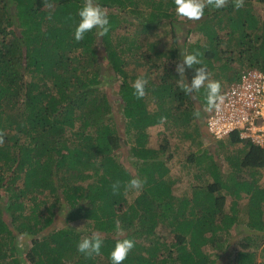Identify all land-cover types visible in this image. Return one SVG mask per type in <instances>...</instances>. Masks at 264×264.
I'll return each instance as SVG.
<instances>
[{
  "label": "trees",
  "instance_id": "16d2710c",
  "mask_svg": "<svg viewBox=\"0 0 264 264\" xmlns=\"http://www.w3.org/2000/svg\"><path fill=\"white\" fill-rule=\"evenodd\" d=\"M253 1L240 10L206 9L192 22L177 17L174 0H98L110 31L100 38L93 30L76 42L84 0H0V264H111L110 253L124 238L136 243L123 264H216L230 245L242 193L251 233L233 241L232 263L264 264V188L239 178L264 169V149L234 132L220 139L230 147L240 143L225 157L236 169L227 176L205 148L200 156L188 153L178 166L186 173L196 167L189 174L197 184L190 195L177 196L165 138L169 129L198 147L202 118L193 113L207 115L197 93L186 95L172 73L181 50L202 53L213 80L233 63L234 81L248 68L264 71V17ZM174 22L186 26L181 38L166 51L147 46L152 30L162 23L173 30ZM132 24L138 31L119 33ZM191 33L196 38L187 43ZM110 70L120 80L112 92ZM192 75L187 70L189 82ZM140 76L148 85L137 99L132 85ZM115 110L121 123L111 119ZM155 125H163L158 148L148 146ZM118 150L130 153L131 165ZM133 177L147 182L142 191L125 193ZM116 180L122 186L113 195ZM75 220H84L83 230L70 225ZM93 232L102 236L101 255L86 258L77 244ZM19 240L28 242L26 249Z\"/></svg>",
  "mask_w": 264,
  "mask_h": 264
},
{
  "label": "clouds",
  "instance_id": "9594fccd",
  "mask_svg": "<svg viewBox=\"0 0 264 264\" xmlns=\"http://www.w3.org/2000/svg\"><path fill=\"white\" fill-rule=\"evenodd\" d=\"M174 4L176 6L175 13L178 18L197 22L204 18L206 9L219 10L231 4L235 10H240L244 7L245 0H174ZM48 6L50 7L51 5ZM78 16L80 19L74 30V39L76 42L83 41L86 34L93 30H96L97 36L100 38L107 35L110 31L109 14L104 7L98 3V0H84L83 6L78 11ZM49 19H51V17H49ZM201 56L202 53L198 50L192 53H187L185 50L180 51L181 59L175 67V71L180 77L178 86L186 95H193L199 93L201 89H204L206 93V111L220 112L225 102V96L222 94L221 82L211 79V73L207 70V67L204 66L203 60L200 58ZM198 65L199 67H194ZM189 69L193 71L190 82L186 78V72ZM147 85L148 80L146 78L143 76L137 77L132 85L134 89L133 95L137 99H142L146 95ZM193 116L195 119H201L203 114L201 111L197 110L193 113ZM160 120L161 123H163L167 120V117L162 116ZM3 137L4 134L0 132V145L4 143ZM226 137L227 136L222 137V139ZM146 182V178L141 179L139 177H133L123 185L124 191L125 193L129 191L140 192L143 190ZM121 186V181L116 180L113 182L111 185L113 195L120 194ZM115 228L118 232L122 231L121 222L118 219L115 221ZM135 243L133 239H118L110 253L111 264H123L129 254L134 250ZM102 247L103 239L101 234L93 232L83 237L78 242L77 251L86 258H93L101 255Z\"/></svg>",
  "mask_w": 264,
  "mask_h": 264
},
{
  "label": "rangeland",
  "instance_id": "374dc122",
  "mask_svg": "<svg viewBox=\"0 0 264 264\" xmlns=\"http://www.w3.org/2000/svg\"><path fill=\"white\" fill-rule=\"evenodd\" d=\"M254 4V10L255 13L259 16V17H264V4H261L259 2H256L255 0L253 1ZM115 11V10H113ZM160 22V21H157ZM155 22V23H157ZM167 23H162V25L160 27H158L157 29L152 30L153 33L148 34V38H147V46H150L151 43H153L151 45L152 48L160 50V51H166L168 46L172 43L173 38L175 39H179L182 37L183 35V30L185 31V28H182V24H178L177 22H174V28L173 30L171 29L170 25H165ZM184 26V25H183ZM194 26V25H193ZM189 27V25H188ZM140 29V27H139ZM180 29V30H179ZM138 31L136 29V25L132 24L131 26H128L126 29H119V33L122 32H126L129 34H133L134 32ZM196 36L194 34H189L188 36V40L187 43L189 42H193L195 40ZM177 42V41H176ZM232 65H234L232 68H230V71L228 72V74L225 73H221L218 74V77L215 80H218L221 82L222 85V90L224 88H226L231 82L234 81V77L233 76V72H236L238 70L237 64L233 63ZM175 67L176 65H173L172 67V73H177L175 71ZM110 83L107 80V87L109 88V91H113V89H118L119 88V83L120 80L118 79H114V76L112 74V71L110 70ZM161 72V71H160ZM221 72V71H219ZM157 73H153V77H156ZM172 76V74H171ZM105 88V87H104ZM201 93H197L198 98V102L203 104V107L206 109L207 108V104H204L205 100H206V93L204 89H201L200 91ZM115 115L113 117L115 118H111L112 120H117L118 123H121V120L117 119V117H119L118 115L122 114V113H118V111L115 110ZM210 112L207 111V114H209ZM207 115H203L202 120L199 121L200 125V132H201V137H199V145L198 147L195 146L194 144H190L189 141L183 140L182 142H180L173 133H169V129L168 131H166V135L165 138H167L168 140V145H167V151L166 153H169L171 155V158L169 159V162L167 163V165L169 166V170L171 171V176L172 178L176 181V194L177 196H183V194L185 195H190L191 194V188L193 185L197 184V182L193 181L192 182V178L191 175L189 173L193 172L196 167H192L190 172L186 173V170H181L180 166H178V161L182 160L183 157H186L188 155V153H192L194 155H198L200 156V153L202 150H204L203 148H205L204 152L205 154H210V158L214 159L217 163V165L219 166V169L221 170V173L223 172L224 176L229 175L231 172L234 173L233 171H235V168H232L231 165L228 164V162L225 160L226 156H231L233 154L232 151L235 150H239L238 148H240V143L239 144H235L234 147H230L228 144H226V142L221 141V143L219 144V139H214L211 136H209L207 134V132L205 131V127H204V121ZM163 129V125H155L152 126L149 129V142H148V146L154 147V148H158L160 145H162L164 143L163 141V136L162 135H158V132H160V130ZM191 130V127H190ZM192 132V131H191ZM193 133V132H192ZM194 134V133H193ZM222 139V138H220ZM163 141V142H162ZM196 142V140H195ZM238 147V148H235ZM124 150L127 151V146L123 147ZM198 149V150H196ZM117 157H121L122 154L126 155L128 153H126L125 151L122 153L120 152V150H118L116 153ZM124 159L127 160V164L131 165V160L132 157L130 156V153L128 154V157L126 158V156H124ZM209 160V159H208ZM259 172V173H258ZM258 174H252V173H243V174H239V178L240 179H248L250 180L251 178L256 180V183L264 188V169H259L257 170ZM189 174V175H188ZM192 183V184H191ZM247 194L246 193H242V198L237 200V206L239 207V219L236 222V224L233 225V229L231 231V237L229 240V246H224L222 248V250H220V254L219 256L216 258V264H233L232 263V254L234 253V251H230L233 244V241H235L237 238H240L241 236L246 235L247 233H251V231L248 230L247 226H246V213L242 210V206L244 204H246L247 202ZM232 196H228L227 195V200H226V206L227 208L230 207V205H232ZM241 211V212H240ZM238 215V216H239ZM61 218H63L61 216ZM61 220V219H59ZM70 225H74L77 228H79L80 230H83L84 228V220H75L73 222L70 223ZM160 231H164V234L166 232V230L160 226L157 229V232L160 233ZM253 232V231H252ZM255 233V232H254ZM260 242V241H259ZM19 243L21 246H24L25 249L27 248L26 245H28V242H26V245L23 244V241L19 240ZM261 243V242H260ZM232 250V249H231ZM256 262L258 261V258H256L255 260Z\"/></svg>",
  "mask_w": 264,
  "mask_h": 264
},
{
  "label": "built area",
  "instance_id": "2783aa9c",
  "mask_svg": "<svg viewBox=\"0 0 264 264\" xmlns=\"http://www.w3.org/2000/svg\"><path fill=\"white\" fill-rule=\"evenodd\" d=\"M222 94V110L211 111L204 121L207 133L220 139L234 132L264 148V71L258 67L242 71Z\"/></svg>",
  "mask_w": 264,
  "mask_h": 264
},
{
  "label": "crops",
  "instance_id": "0c3cea01",
  "mask_svg": "<svg viewBox=\"0 0 264 264\" xmlns=\"http://www.w3.org/2000/svg\"><path fill=\"white\" fill-rule=\"evenodd\" d=\"M124 125L122 124V127H123Z\"/></svg>",
  "mask_w": 264,
  "mask_h": 264
}]
</instances>
